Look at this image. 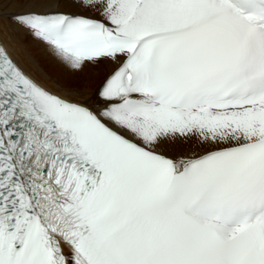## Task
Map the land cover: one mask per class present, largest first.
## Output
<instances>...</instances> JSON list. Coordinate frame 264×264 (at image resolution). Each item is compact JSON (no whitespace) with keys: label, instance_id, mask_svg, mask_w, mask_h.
<instances>
[{"label":"snow or ice","instance_id":"obj_1","mask_svg":"<svg viewBox=\"0 0 264 264\" xmlns=\"http://www.w3.org/2000/svg\"><path fill=\"white\" fill-rule=\"evenodd\" d=\"M0 264H264V0H0Z\"/></svg>","mask_w":264,"mask_h":264}]
</instances>
